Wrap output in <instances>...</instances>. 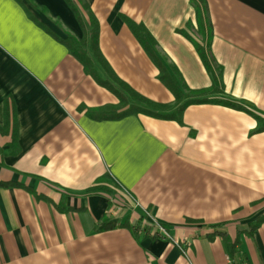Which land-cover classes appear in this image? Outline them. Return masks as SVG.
<instances>
[{
	"label": "crops",
	"instance_id": "crops-1",
	"mask_svg": "<svg viewBox=\"0 0 264 264\" xmlns=\"http://www.w3.org/2000/svg\"><path fill=\"white\" fill-rule=\"evenodd\" d=\"M193 1L224 93L264 115V0H84L117 77L165 104L174 96L131 24L184 85L208 89L179 32L200 41ZM45 29L82 38L64 0H0V264H264V131L250 135L253 117L205 103L182 123L99 119L117 97ZM101 178L122 197L93 192ZM104 219L115 227L97 231Z\"/></svg>",
	"mask_w": 264,
	"mask_h": 264
},
{
	"label": "trees",
	"instance_id": "trees-1",
	"mask_svg": "<svg viewBox=\"0 0 264 264\" xmlns=\"http://www.w3.org/2000/svg\"><path fill=\"white\" fill-rule=\"evenodd\" d=\"M21 2L22 0H18ZM31 3V0H28ZM73 12L81 30L82 38L68 35L65 40L59 39L48 29L49 34L54 36L65 45L69 52L81 63L86 74L90 75L99 85L111 91L118 99L116 105H109L94 111L99 119H121L128 115L142 114L148 117L164 120H173L182 123V115L190 105L214 103L234 110L242 111L256 121V127L250 135L259 134L264 131V115L253 106L232 98L224 93L220 80L221 68L217 66L210 55L211 28L205 14L203 3L193 1L196 12V27L200 41L192 39L184 31H179L186 36L195 46V49L211 77L212 84L208 89L191 90L180 78L177 70L173 74L155 54V41L143 26L131 24V29L154 64L159 70V80L173 94L172 103H157L151 101L134 91L128 84L117 77L99 48V23L92 10L85 4L84 0H64ZM38 25L36 20H34ZM101 73L104 75L101 76ZM108 181L101 178L97 181L93 192L105 193L113 196L115 193L110 189ZM115 227V224L104 219L97 227V231H105ZM232 252L234 245L231 246Z\"/></svg>",
	"mask_w": 264,
	"mask_h": 264
},
{
	"label": "built area",
	"instance_id": "built-area-1",
	"mask_svg": "<svg viewBox=\"0 0 264 264\" xmlns=\"http://www.w3.org/2000/svg\"><path fill=\"white\" fill-rule=\"evenodd\" d=\"M160 232L164 234V236H168L167 233L164 231L163 228L159 227ZM229 264H247L243 259L241 258H236V259H228Z\"/></svg>",
	"mask_w": 264,
	"mask_h": 264
},
{
	"label": "rangeland",
	"instance_id": "rangeland-1",
	"mask_svg": "<svg viewBox=\"0 0 264 264\" xmlns=\"http://www.w3.org/2000/svg\"><path fill=\"white\" fill-rule=\"evenodd\" d=\"M108 185H109V187H110V189L118 196V197H122V190L117 186V185H115V183L114 182H112V181H110L109 183H108Z\"/></svg>",
	"mask_w": 264,
	"mask_h": 264
}]
</instances>
